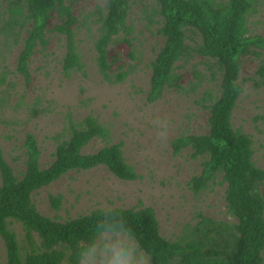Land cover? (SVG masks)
<instances>
[{"label":"rangeland","instance_id":"1","mask_svg":"<svg viewBox=\"0 0 264 264\" xmlns=\"http://www.w3.org/2000/svg\"><path fill=\"white\" fill-rule=\"evenodd\" d=\"M69 4L79 19L76 32L84 70L69 77L64 74L65 39L54 31L59 19L53 14L48 45L36 50L29 64L30 78L26 79L17 66L27 33L24 31L17 41L7 37L8 0H0V148L22 177L23 143L28 133L36 136L42 151L41 166L48 168L55 160L58 140L67 135L69 116L76 122L93 116L109 129L110 140L95 138L83 152L93 154L107 145L122 143L124 157L138 178L120 179L104 166L74 170L34 193L37 209L45 216L65 222L97 209L151 207L162 236L171 241L195 227L200 215L238 222L228 210L227 184L222 176L205 192L195 193L190 181L202 172L204 160L193 159L189 148L176 154L172 146L183 135L209 132L210 110L204 106L203 98L207 92L220 94L221 75L212 77L200 56L181 61L176 68L178 84L151 103L147 97L152 62L164 42L158 33L159 17L151 13L154 4L135 0L128 29L109 47L114 82L106 80L100 72L95 48L101 27L99 10L105 8L106 0H70ZM249 31L251 36L264 35V0H260L257 12L250 18ZM259 63L253 56L242 59L244 92L233 112V124L235 129L252 137L255 165L264 169V86H256L251 80ZM121 71L128 75L122 81L115 80ZM51 196L61 197L59 209L52 205ZM8 224L17 236L22 255L44 249L42 238L35 232L29 233L19 220L11 218ZM105 240L111 243L109 250L102 252ZM125 246L129 255L124 264H150V257L126 231L101 233L80 264H101V258L108 264L115 260L116 251ZM57 249L66 251L61 246ZM6 261V245L0 236V264ZM63 264H69L68 257Z\"/></svg>","mask_w":264,"mask_h":264},{"label":"trees","instance_id":"2","mask_svg":"<svg viewBox=\"0 0 264 264\" xmlns=\"http://www.w3.org/2000/svg\"><path fill=\"white\" fill-rule=\"evenodd\" d=\"M70 0H8L7 37L15 41L26 31L18 57L17 70L30 78L29 64L38 47L48 45L50 20L56 14L59 23L54 31L65 39L63 72L71 76L83 71L74 14ZM151 13L159 17V35L163 45L152 62L148 101L161 99L166 89L178 84L177 63L200 56L205 59L212 77L221 75L220 94L207 92L203 104L210 110L207 134L183 135L172 142L176 154L192 150L193 159H203V169L190 181L191 189L200 194L222 176L227 184L225 199L229 212L238 222L217 221L200 215L188 233L175 241L164 238L160 223L151 207L141 209H97L88 215L65 222L43 215L33 195L74 170L104 166L123 180L138 178L124 157L123 144L107 145L96 153L85 154L84 148L95 138L110 140V131L96 117L82 122L68 118L67 135L58 140L55 160L48 168L41 166V148L36 136L28 133L23 148L25 170L19 177L0 148V236L5 241V264H80L96 245L101 233L126 231L150 257V264H264V169L254 162V142L250 135L235 129L233 112L244 92L241 81L242 59L260 60L251 78L264 86V35L251 36L249 22L260 0H149ZM135 0H106L99 10L100 34L95 42L100 72L114 82L108 49L123 30ZM150 20H152L150 18ZM127 72H119L122 81ZM209 102V105L206 103ZM59 209L60 196H51ZM19 220L27 231L42 238L44 249L22 255L9 219ZM57 246L65 250L57 249ZM68 253V255H67Z\"/></svg>","mask_w":264,"mask_h":264},{"label":"clouds","instance_id":"3","mask_svg":"<svg viewBox=\"0 0 264 264\" xmlns=\"http://www.w3.org/2000/svg\"><path fill=\"white\" fill-rule=\"evenodd\" d=\"M111 243L109 240L104 241L103 248L101 249L102 252H107L108 246ZM136 245V244H135ZM95 246V245H94ZM138 247V245H136ZM129 249L125 246L123 250H117L115 253V260L109 261L108 264H124V262L128 259ZM101 264H104L103 258H101Z\"/></svg>","mask_w":264,"mask_h":264}]
</instances>
